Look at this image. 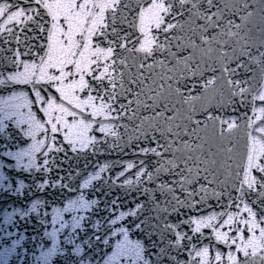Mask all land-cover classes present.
Segmentation results:
<instances>
[{
	"label": "snow or ice",
	"instance_id": "1",
	"mask_svg": "<svg viewBox=\"0 0 264 264\" xmlns=\"http://www.w3.org/2000/svg\"><path fill=\"white\" fill-rule=\"evenodd\" d=\"M4 168L0 264H264V0H0Z\"/></svg>",
	"mask_w": 264,
	"mask_h": 264
},
{
	"label": "water",
	"instance_id": "2",
	"mask_svg": "<svg viewBox=\"0 0 264 264\" xmlns=\"http://www.w3.org/2000/svg\"><path fill=\"white\" fill-rule=\"evenodd\" d=\"M127 154L121 153V152H113L109 154L108 152H105L103 155H97L96 157H91L89 156L88 160L86 161L88 163V168L84 169L83 165L85 163L84 160L80 161V170L82 173V176H86L88 172H92L95 170V166L97 164H109L110 166V171L104 173L105 180H108L109 177L116 178L118 176L119 171H121L124 167H126L128 162H133L138 164V159L133 156L131 151L126 150ZM10 163H13V161H9ZM75 168V165H74ZM0 171H3L5 175H10L14 179L15 178H20L24 179L27 174H20L14 171H10L7 168L0 169ZM134 171V170H133ZM123 180V177H120L119 180H117V183L115 185H111V191L107 199H115L117 196L121 198V208L126 210L128 206H131V201L133 197L138 196V193H136L134 190L131 191L130 195H125L126 189L119 187L120 181ZM26 183H30L29 180H26ZM75 183H73V187H75ZM100 187L104 189V191H109L110 187V181L109 183L101 184ZM85 192L86 197L88 198H96L99 197L101 201L105 200L106 197L102 195L100 192H96L92 189H85L83 190ZM79 195V191L76 192H71L68 191L67 189L64 190V195L63 199L66 201L69 198H74L75 196ZM13 199L9 198L6 194L0 193V222L3 220V215H2V210L5 208L7 204H12ZM25 203L24 199L21 198L20 200H17L15 202V206H19V204ZM57 206L62 207V203H58ZM8 211H11V208H8ZM49 212V230H51V224H50V216H51V207L47 209ZM66 219H69L70 221V216L69 214L65 213ZM23 228L27 229V232L25 233L26 236H31L33 234V227L36 226V220L33 218L30 223H23ZM59 227V224L56 225ZM22 228V230H23ZM15 231V229H13ZM29 247H31V244H29ZM37 255L39 254L38 251L36 253Z\"/></svg>",
	"mask_w": 264,
	"mask_h": 264
}]
</instances>
